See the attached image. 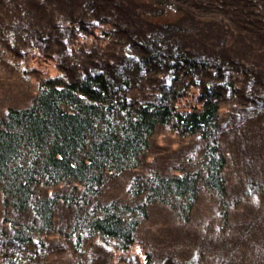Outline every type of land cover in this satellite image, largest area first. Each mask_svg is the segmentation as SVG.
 Segmentation results:
<instances>
[{
	"label": "trees",
	"instance_id": "trees-1",
	"mask_svg": "<svg viewBox=\"0 0 264 264\" xmlns=\"http://www.w3.org/2000/svg\"><path fill=\"white\" fill-rule=\"evenodd\" d=\"M56 34L66 55L26 104L0 110V200L12 215L0 264H43L52 253L57 264L111 261L109 251H134L156 206L183 225L199 212L209 236L231 232L234 210L260 208V178L230 194L221 136L236 126L228 107L264 98L261 88L245 94L252 78L238 49L244 35L264 48V0H0V49L32 46L38 63ZM160 127L194 140L186 162L147 164ZM263 254L258 242L248 263Z\"/></svg>",
	"mask_w": 264,
	"mask_h": 264
},
{
	"label": "rangeland",
	"instance_id": "rangeland-1",
	"mask_svg": "<svg viewBox=\"0 0 264 264\" xmlns=\"http://www.w3.org/2000/svg\"><path fill=\"white\" fill-rule=\"evenodd\" d=\"M51 38L55 43L49 46L46 53H42L41 61L38 60V63L35 58L39 54L32 46L27 49L18 46L17 54L11 53L8 49H0V110L6 105L26 104L34 89L36 79L50 73L48 67L53 66V59L56 55H66L63 44L57 39L62 38L61 35L56 34ZM241 41L242 47L238 49L242 48L244 70L251 75L248 79L252 78L251 81L249 79L247 83L245 82V94L249 93L253 98L258 97L256 96L259 93L258 88L264 89V48L250 40L247 35L241 37ZM232 53L236 56L235 52L232 51ZM224 54L227 53L224 52ZM230 58H232L231 53ZM263 99L257 98L253 101L252 98L247 100L243 98V104L247 105H242L240 108L228 107L231 122L228 120L225 126H231L229 123H235L236 126H232L231 129L225 128L221 141L223 150L231 159L227 173L230 194H241L242 190L246 189V184H242L247 178H252V180L260 178L264 183ZM195 146L194 140L179 141L165 127H160L153 138L152 148L146 159L147 164L149 162L154 168H171L173 164L186 162V159L191 157ZM128 175L129 173H125L123 178ZM117 183H121L124 187L125 179L115 181V184ZM106 189L111 194L117 191L114 184L107 186ZM259 207L257 209L256 206H248L242 210H234L230 216L232 219L231 232L223 236L215 233L209 236L203 230L202 225L205 220L199 212H196L192 219L183 225L175 222L170 214L164 213L162 207L156 206L149 214V220L140 227L138 243H135L133 252L129 251L119 256L109 251L113 254L111 261L98 256L93 263L89 262V264H113L116 258L124 264L130 256L136 259L133 260L136 264H142L143 262L140 261L143 251L150 254V264H184L189 258L191 260L194 257L197 258L200 250L204 254L203 259L206 264H249L248 262L252 260V250L257 243L261 242L264 245V202ZM205 210H207L206 206ZM5 215L12 217L6 214L5 210L3 211L0 200V232L8 229L4 221ZM58 251L64 255L63 250L58 249ZM46 258L43 264H57L61 261L55 253L47 255ZM211 258L214 261H211ZM259 264H264V254Z\"/></svg>",
	"mask_w": 264,
	"mask_h": 264
}]
</instances>
